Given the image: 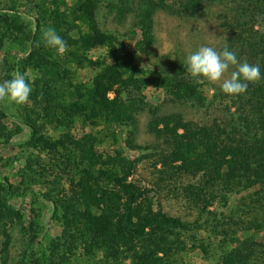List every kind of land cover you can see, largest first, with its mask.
Instances as JSON below:
<instances>
[{"label":"trees","instance_id":"obj_1","mask_svg":"<svg viewBox=\"0 0 264 264\" xmlns=\"http://www.w3.org/2000/svg\"><path fill=\"white\" fill-rule=\"evenodd\" d=\"M116 1V12L119 15L131 12L134 24L148 33L145 39L148 44L152 38L149 35L151 15L155 4L161 0ZM202 1L210 0H176V4L181 13L192 15L201 8ZM240 1H233V14L230 18L223 16L221 22L227 34L226 46L241 62L248 60L250 64H258L261 80L249 83L245 93L231 95L233 100L224 108L227 117L221 121L196 125L176 115L175 119L170 117L173 121L169 125V118L154 117V127L160 123L167 129L172 159L181 160L172 165V170L197 171L204 176V183H219L217 190L224 210L218 212L220 221L217 222L215 213L208 210L216 196L202 190L206 197H201L200 209L212 214L211 220L187 222L176 215L152 211L145 200V187L127 179L133 166L119 152L113 155L95 153L88 146V138L74 140L68 146L63 137L43 134L36 122L39 115L36 108L52 125H59L74 115L90 122L102 116L110 124L132 120V113L141 104L136 98H121L118 88L113 97H107L106 92L115 85L139 90L147 83L167 84L168 92L175 98L202 99L195 82L184 73V66L173 68L165 75L155 68L134 64L131 53L98 27L94 0H76L73 5V16L86 27L83 33L77 30L78 43L69 33L71 26L65 32H57L69 45L63 54L41 42L40 17L34 19L31 28L18 14L0 10V37L9 36L13 45L20 49L8 64L11 73H5L0 82L10 79L18 70L33 88L28 100L30 106L21 105L17 122L6 128L0 121V143L8 142L22 131V125H26L28 133L19 145L45 151L52 156L49 163L70 173L68 177L65 174L70 182L67 193L62 192L54 198L45 191L38 193L39 197L51 202L50 215L59 225L60 233L50 240L51 248L62 247L68 258L74 257L75 264L102 262L97 252L110 264L121 263L126 258L128 264H170L173 261L182 264L186 241L177 233L186 230L189 246L207 257L212 255L215 264H264V0ZM44 12L46 8L41 14ZM96 45L106 46L111 62H102L89 85L73 82L68 63L77 67L87 61L93 64L84 52ZM26 71H32L33 77H28ZM230 105L233 108H229ZM5 110L0 101V114L5 115ZM177 127L183 128V132L177 133ZM33 162L38 164V158L25 156L27 167ZM1 178L0 262L3 263L10 241L8 226L19 219L21 213L12 202L14 188L5 175ZM224 192L239 195L235 202L229 203L222 195ZM29 212L30 236L23 264H44L42 256L34 249L41 246L40 240H43L39 213L31 207ZM172 230H176V236L169 238ZM198 231H202L201 236ZM259 233L258 240L251 235ZM79 250L81 258L75 254ZM63 258L67 261L65 256Z\"/></svg>","mask_w":264,"mask_h":264},{"label":"rangeland","instance_id":"obj_2","mask_svg":"<svg viewBox=\"0 0 264 264\" xmlns=\"http://www.w3.org/2000/svg\"><path fill=\"white\" fill-rule=\"evenodd\" d=\"M75 1L0 0V10L18 14L20 19L31 28L34 26V19L40 17L41 32L47 26L57 27V32L59 30L65 32L66 28L71 26L72 29L69 30V33L76 41L75 43H78V33H83L86 27L84 22L73 16ZM233 1H202L201 8L192 15L181 13L176 0L157 2L151 15L152 24L149 35L152 38L148 44L145 43L148 33H144L138 25L134 24L133 14L127 11L119 15L116 12V0H94V17L103 32L112 35L117 43L123 45L124 50L131 53L134 64L142 68H155L167 75V72L173 68L176 69L180 66L186 68L184 61L187 55L200 46H211L218 51L227 47V34L221 27V22L223 16L230 18L229 16L233 14L232 8L235 6ZM240 2L244 3L242 0ZM44 8H46V12L42 15L41 12ZM254 26L258 25L255 23ZM77 30H79L78 33ZM117 43L116 46H119ZM70 49L72 50L73 47ZM18 50L20 49L13 45L9 36L0 37V81L3 80L5 73H11L8 64L11 62L12 55ZM84 54L94 63L90 64L87 61V63H83V66L77 67L74 63L69 62L68 68L71 80L86 86L90 84L92 76L99 70L102 62H109L111 59L107 57L106 46L101 45L90 47ZM244 61L252 63L248 60ZM232 70L230 68L225 77ZM184 73L192 82H195L196 90L199 91L202 99L175 98L168 92L167 84L154 86L147 83L139 90L130 86L122 88L115 85L113 89L106 92L107 97H113L115 88H118L121 98H136L137 103L141 104L132 113V120L127 119L125 122L110 124L104 121L102 116H98L93 122H90L74 115L75 117L64 120L59 125H52L47 123L36 108V114H39L36 122L41 126L40 131L43 134L51 137H63L68 146H71V142L74 140L88 138V146L95 153L102 152L113 155L119 152L133 166L127 179L145 187V200L152 211L176 215L187 222H192L194 219L211 220L212 214H205L200 209L201 197H206L202 190L207 195L216 196L208 206V210L215 213L213 215L217 218V222L220 221L218 212L224 210V207L221 206L222 199L217 190L219 183L217 185L214 183L215 181L204 183V176L197 171L189 172L188 169L181 172L173 171L172 165L179 164L181 160L172 159L167 129L160 123L154 127V120L167 117L169 118L168 124L171 125L173 120L170 117L175 119L178 115L182 121L195 122L196 125L218 122L227 117L224 108L230 100H233V97L222 92L221 82L213 83L193 78L187 72V68ZM26 74L30 78L34 75L32 71H26ZM3 105L6 110L5 115L0 114V121L6 128H11L13 123L18 120L21 105L7 101H3ZM25 106L27 108L30 106L29 101L25 103ZM229 108H233L232 105ZM175 131L181 133L183 128L177 127ZM27 133V126L22 125L20 133L13 135L8 142L0 143L2 158L0 159V183L2 182L1 175H5L7 182L14 188L15 196L12 198V202L20 209L21 213L19 219L14 220L8 226L10 241L7 257L5 262H0V264H23L24 252L30 236L28 221L31 218V213L29 207L33 208L35 213H39L38 218L42 225L40 235L43 240H40L41 246H35L34 249L42 256L43 263L75 264L74 257L69 256L68 258L66 253L62 252V247H50V240L56 239L55 236L60 233L59 225L50 215L51 202L38 196L40 191L47 192L53 198L60 196L62 192L67 193L70 184L67 177L70 173L62 171L59 166H53L52 162L49 163L52 156L46 154L45 151L21 147L19 142L26 137ZM27 155L30 158H38V164L33 162L27 167L24 164V158ZM190 188L191 191H189ZM22 194H24L23 197ZM222 195L229 203H233L239 193L224 192ZM248 233L250 234V232ZM261 233L255 236L251 235L258 240L260 238L258 235ZM177 234H181L179 238L183 237L186 241L182 264H215L212 255L207 257L205 254H201L198 249L189 246L188 231L179 230ZM240 234L243 233L240 232ZM245 234L247 235V233ZM201 235L202 231H198V236ZM165 236L167 237V232ZM168 236L169 238L176 236V230H172ZM75 254L81 258L82 251L79 250L78 254ZM97 256H100L102 262H92L91 264H110L106 263V259H102L99 252H97ZM128 262L129 259L126 258L118 264H128ZM170 264L177 263L173 261Z\"/></svg>","mask_w":264,"mask_h":264},{"label":"clouds","instance_id":"obj_3","mask_svg":"<svg viewBox=\"0 0 264 264\" xmlns=\"http://www.w3.org/2000/svg\"><path fill=\"white\" fill-rule=\"evenodd\" d=\"M41 42L45 47L54 49L60 54L67 52L69 48L67 41L57 33L53 26L42 29ZM184 64L191 77L213 83L221 82L222 92L230 96L245 93L249 83L261 80L258 64L241 62L237 54L229 51L227 47L218 51L211 46H200L187 55ZM230 68L233 70L225 77ZM32 91L31 84L17 70L11 74L10 79L0 82V101L23 105L28 102Z\"/></svg>","mask_w":264,"mask_h":264}]
</instances>
